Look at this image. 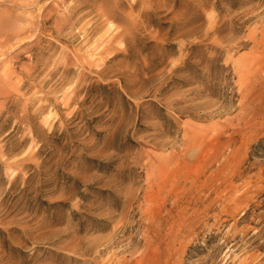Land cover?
Listing matches in <instances>:
<instances>
[{
  "label": "rangeland",
  "instance_id": "obj_1",
  "mask_svg": "<svg viewBox=\"0 0 264 264\" xmlns=\"http://www.w3.org/2000/svg\"><path fill=\"white\" fill-rule=\"evenodd\" d=\"M0 264H264V0H0Z\"/></svg>",
  "mask_w": 264,
  "mask_h": 264
}]
</instances>
